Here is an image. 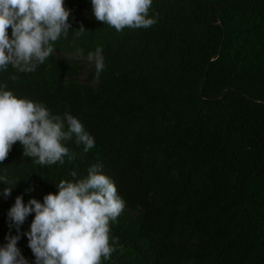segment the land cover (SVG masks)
Masks as SVG:
<instances>
[{
  "label": "trees",
  "instance_id": "16d2710c",
  "mask_svg": "<svg viewBox=\"0 0 264 264\" xmlns=\"http://www.w3.org/2000/svg\"><path fill=\"white\" fill-rule=\"evenodd\" d=\"M65 7L69 34L34 72L0 70V85L78 118L95 146L73 137L75 159L41 166L13 145L0 163L16 184L0 197V245L18 234L7 218L17 196L43 202L72 171L102 164L125 207L101 264H264V0H153L155 24L121 31L90 0ZM97 49L99 75L84 65ZM32 219L17 245L29 264Z\"/></svg>",
  "mask_w": 264,
  "mask_h": 264
},
{
  "label": "clouds",
  "instance_id": "9594fccd",
  "mask_svg": "<svg viewBox=\"0 0 264 264\" xmlns=\"http://www.w3.org/2000/svg\"><path fill=\"white\" fill-rule=\"evenodd\" d=\"M153 0H90L95 19L114 27L149 28L156 19L149 17ZM71 10L65 0H0V70L9 65L21 72H34L52 54V45L69 34ZM11 28V36L8 29ZM85 31L81 26L79 31ZM95 55L96 73L103 70L101 49ZM93 54H90V59ZM0 85V163L17 142L24 157L33 163L53 165L64 163V157L75 159L66 142L75 138L84 152L95 146L94 137L81 121L65 112L52 115L47 107L29 99L18 98ZM56 184L57 193H49L43 202L24 196L15 198L7 212L17 235H6L0 245V264H29L17 246L20 229L33 216L29 230L23 235L35 257L34 264H101L119 246L117 237H110V222L121 215L125 201L118 195L115 183L103 173L102 164L88 168L87 175ZM0 197L11 196L16 184L8 175L0 174ZM34 191L25 189V194Z\"/></svg>",
  "mask_w": 264,
  "mask_h": 264
},
{
  "label": "rangeland",
  "instance_id": "374dc122",
  "mask_svg": "<svg viewBox=\"0 0 264 264\" xmlns=\"http://www.w3.org/2000/svg\"><path fill=\"white\" fill-rule=\"evenodd\" d=\"M95 64V58H88V59H86V63L84 64L85 65V67H86V69L87 68H89V66H92V65H94ZM82 80L83 81H86L87 80V76H84L83 78H82Z\"/></svg>",
  "mask_w": 264,
  "mask_h": 264
}]
</instances>
